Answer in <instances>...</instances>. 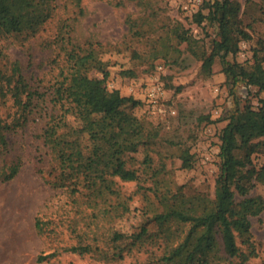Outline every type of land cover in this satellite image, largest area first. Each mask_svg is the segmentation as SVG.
Returning a JSON list of instances; mask_svg holds the SVG:
<instances>
[{"label": "rangeland", "instance_id": "rangeland-1", "mask_svg": "<svg viewBox=\"0 0 264 264\" xmlns=\"http://www.w3.org/2000/svg\"><path fill=\"white\" fill-rule=\"evenodd\" d=\"M49 1L53 5L52 15L36 35L27 38L0 35V53L4 55L0 57V67L17 61L24 76L33 78L35 85L47 84L63 64L66 49L60 47V42L66 44L70 39L82 47L91 42L108 63L107 89L140 101L125 112L143 119L158 133L150 148L140 147L133 154L136 167L141 168L139 180H116L129 210L102 225L100 237L106 239L108 232L115 229L127 235L139 230L151 214L143 213L147 204L155 202L149 190L155 181L162 190L166 187L175 192L182 187L183 195L199 193L212 199L219 168V132L237 102L256 108L259 99L264 100V91L245 87L242 81L230 92L219 57H215L210 71L205 72L202 62L192 54L199 51L208 54L212 40L217 38L214 23L208 20L199 23L195 18L201 7L213 0H201L198 11L192 15L183 10L184 0ZM234 1L240 5L241 25L250 38L240 42L238 52L228 55L226 60L247 66L252 62L254 50L264 47V1ZM206 12L202 10L203 14ZM128 23H134L136 30L132 31ZM179 24L188 30L187 36L194 39L195 45L177 43L173 31ZM260 52L264 55V51ZM89 75L102 77L95 70ZM76 99L85 101L82 90ZM0 110L5 112L3 108ZM41 125V120L32 119L23 129L10 133L9 153L0 155V167L17 161L21 164L12 179L0 180V264H103L91 256L61 250L78 243L82 231L90 225L91 208L81 200L72 202L64 189L54 190L46 183L44 173L50 157L36 138ZM186 151L191 158L182 167L181 155ZM146 154L151 157L149 168L141 163ZM253 160L263 162L264 154L253 155ZM248 196L263 198L264 184L257 183ZM38 215L51 221L52 230L48 234L35 232L34 220ZM250 223L255 255L244 264H264V210L250 218ZM73 228L76 232H72ZM148 228L151 233L155 230L151 224ZM88 236L91 237L90 233ZM87 243L91 241L86 238L84 244ZM159 243L148 238L145 241V245ZM240 247L245 251V246ZM144 250L110 264H154L146 260ZM54 251L59 254L38 260L40 254Z\"/></svg>", "mask_w": 264, "mask_h": 264}, {"label": "trees", "instance_id": "trees-1", "mask_svg": "<svg viewBox=\"0 0 264 264\" xmlns=\"http://www.w3.org/2000/svg\"><path fill=\"white\" fill-rule=\"evenodd\" d=\"M52 12L49 0L37 3L0 0V35L34 36ZM239 12L240 5L234 0H213L203 5L196 21L214 23L217 38L212 40L208 54L191 52L202 62L205 72L210 71L215 57L221 59L230 92L240 81L245 87L264 91L262 45L254 50L252 62L247 66L226 60L228 55L238 52L240 42L250 38L242 28ZM128 24L132 31L136 30L134 23ZM187 33L180 24L173 31L178 44L185 42L191 47L196 42ZM91 44L82 47L70 39L66 44L60 42V47L66 49L63 64L47 84L35 85L33 78L24 76L17 61L0 67V109H5L4 113L0 112V155L9 153L10 133L23 129L32 119L41 120L36 138L50 157L44 173L46 183L54 190L64 189L73 198L72 202L81 200L91 208L90 225L84 227L78 243L61 250L91 256L103 264L121 261L144 249L146 260L154 264H244L255 255L250 218L264 210V197L248 196L257 183L264 184V161L253 160V155L264 154V100L259 99L256 108L250 104L240 106L237 102L226 126L219 132V168L212 199L199 193L183 195L182 187L175 192L166 187L162 190L155 181L149 187L155 202L150 201L143 212L151 213L147 221L133 234L115 229L104 239L99 233L101 226L129 210L116 180H139L141 168L136 167L133 154L140 147L150 148L158 133L143 119L125 112L140 101L107 89L108 63L101 59L99 48ZM1 56L4 55L0 53ZM91 70L98 71L102 77L90 76ZM80 90L86 97L84 102L76 99ZM181 158L182 167H186L191 156L186 151ZM150 159L149 154L142 159L145 168L150 167ZM20 166L17 161L0 167V180L12 179ZM149 224L155 227L152 233ZM50 225L49 218L45 220L40 215L34 220L39 235L48 234L52 230ZM76 230L73 228L72 232ZM86 238L91 244H84ZM147 238L160 243L145 245ZM240 245L245 246V251ZM58 254V251L40 254L38 260Z\"/></svg>", "mask_w": 264, "mask_h": 264}, {"label": "built area", "instance_id": "built-area-1", "mask_svg": "<svg viewBox=\"0 0 264 264\" xmlns=\"http://www.w3.org/2000/svg\"><path fill=\"white\" fill-rule=\"evenodd\" d=\"M201 4V0H184L182 4L183 10L192 15L198 11V8Z\"/></svg>", "mask_w": 264, "mask_h": 264}]
</instances>
